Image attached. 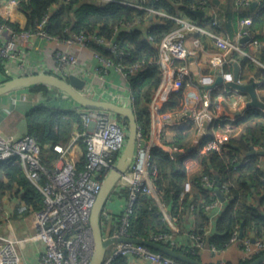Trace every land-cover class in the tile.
Masks as SVG:
<instances>
[{"label":"built area","instance_id":"obj_1","mask_svg":"<svg viewBox=\"0 0 264 264\" xmlns=\"http://www.w3.org/2000/svg\"><path fill=\"white\" fill-rule=\"evenodd\" d=\"M93 1L97 3L118 2L124 5L143 8L133 0ZM209 1L201 2L198 7H192L190 9L203 10L205 14L209 15V18L213 19L214 11L210 9ZM252 1L257 2L261 6L264 5V0H238V4L246 6ZM12 3L13 0H0V10H6V7L12 5ZM52 9H56V7L53 6ZM150 11L154 12L152 10ZM170 18L178 23L177 28L186 27L199 30L198 26L186 20L185 17ZM48 20L49 15L45 14L36 22L34 27H29L20 32L14 31L11 27L2 24L0 21V61L2 64L0 79L6 81L26 75L51 74L60 79L67 80L73 74L86 80V85L82 89V93L86 96L109 100L119 105L131 106L133 108V98L129 89H126V95L102 92L101 90L97 91L91 83V79L94 77L103 78L111 70L120 73L125 79L129 72L145 64V59L139 60L130 66L125 65L123 58L128 56L129 53L117 51L115 40H104L98 37L96 33H70L67 39L51 37L47 34ZM250 23L251 19L243 18L241 20V24L244 26ZM211 24H215L214 19ZM136 25H140V22H137ZM136 25L133 23H122L115 30L118 32L121 28L132 29ZM167 34L157 44V49L158 46H162L164 43L174 39V31L169 35ZM17 35L48 40L56 39L66 49H58L53 53L54 67L52 69L30 66L25 61L20 60L21 53L15 45ZM210 35L214 39L216 46L225 53L235 51L244 54L238 42H231L217 34ZM248 35V30H242L241 37ZM147 38L152 41L150 36ZM90 43L109 49L117 55L118 63L92 52L95 65L82 70V73L79 72L77 74L74 72V68L79 64V61L77 56L71 51L72 47L78 45L88 48ZM253 44L259 47L262 45L257 40H254ZM176 54L172 50L171 54L168 55L167 62H173L174 59H172V56L175 58L177 57ZM150 62L158 65L162 73L166 69L165 62L159 56L158 50L157 57ZM243 76L244 73H242ZM178 77L184 78L186 74L179 71ZM61 98L67 102L68 108L78 110L83 122L84 131H74L66 143L55 144L52 149L56 154V159L51 164L46 165L44 163L41 156V148L32 135L26 132L18 137H8L0 134V162L19 164L27 179L40 192L43 199V206L38 210H34L30 215L34 226V233L32 235L14 239L5 237L0 233V264H22L17 251L18 245L30 241H41L44 244V248L34 264H89L94 253L95 245L90 224L91 212L101 191L104 179L116 165L125 146L128 124L126 121L118 119V115L116 114L101 110L82 109L67 98ZM158 109L159 107L156 106L154 111L158 113L160 122L166 125L173 122L175 114L179 112L184 113L183 122L178 125L190 121V134L193 135L194 139H200L204 135L207 124H210L212 120H225L222 118V108L218 103H212L206 106L200 104V102H188L185 100L180 111L177 113L160 114ZM262 111L264 112V109ZM187 112L189 113L187 114ZM229 138V136L216 134V141L214 142L215 149L218 152L223 151V147ZM172 141L168 142L165 139H161L160 145H151L149 138L143 135L140 128H138L133 159L128 169L121 175L113 187L102 211L101 228L103 238L113 236L129 237L127 233L129 215L132 213L138 196L145 194L155 199L161 219L172 230L171 234L162 233L152 235L150 241L164 246H167L169 243L170 246L167 247L173 249L175 246L183 245L175 237V235L180 233L178 214L172 213L170 204L162 200V192L155 184V181L159 177V170L151 162L150 158L153 147L162 148L172 158L175 157L174 154L185 150ZM82 157L85 160L80 168ZM200 181L204 189L216 196L211 203L202 206L203 210L209 215L210 224L203 229V234L208 235L210 234L213 219L223 209L225 201L221 202L215 192L218 183L216 177L204 174ZM124 190L127 191V197L124 196ZM221 193L224 196L226 195L223 190ZM119 200L124 201V207L121 211L123 212L122 216L116 224L115 222H111L112 214L110 213L109 207L112 203ZM198 203H202L201 200H198ZM19 204H21L20 197L11 196L8 193L5 196H1L0 194V229L2 228V223L10 217L14 206ZM191 209H194V206L191 205ZM190 238L196 239L198 255L201 258L200 261H202V255L205 250L211 252L213 255H218L222 254L231 246H236L240 253V260L237 263L231 264H238L241 260L250 259L264 252V236L240 238L237 229L232 232L230 245L221 251L216 250L213 246L206 245L203 241V235H194L190 236ZM117 257H124L126 259L134 257L152 264H186L155 251L148 246L132 243H116L109 247L102 264H112ZM228 263L230 262L219 260L216 264ZM261 264H264V262Z\"/></svg>","mask_w":264,"mask_h":264},{"label":"trees","instance_id":"obj_2","mask_svg":"<svg viewBox=\"0 0 264 264\" xmlns=\"http://www.w3.org/2000/svg\"><path fill=\"white\" fill-rule=\"evenodd\" d=\"M133 1L143 8L118 2L97 3L93 0H13L12 5L7 6L6 10H0V21L14 31L20 32L34 27L37 21L48 14L47 34L51 37L67 39L70 33H96L104 40H115L117 51L129 53L123 58L125 65L130 66L145 59L146 63L129 72L123 82L133 98V112L138 128L148 138L151 121L150 103L162 78L160 67L150 62L157 57L156 46L165 34L178 27V23L170 17L179 18L182 12V17L195 19V15L189 9L198 7L201 2L208 0ZM53 6L56 9H52ZM259 8L250 29L255 26L253 24L262 21L264 5H260ZM209 20L213 22L212 18ZM137 22H140V25H136ZM122 23H133L136 26L132 29L121 28L116 32V27H120ZM148 36L152 41L147 38ZM88 48L103 58L111 59L115 63L119 61L117 55L104 46L90 43ZM259 48L264 50L263 44ZM182 64L183 62L177 59L172 62L174 69H178ZM242 64L243 67L252 66L251 60L245 57ZM258 75L264 80L263 69L258 70ZM2 81L4 80L0 79V83ZM189 83L190 78H179L176 70L172 77L173 90L159 105L160 114L180 111L185 101L184 89ZM20 90L39 93L45 100L32 107L25 114L24 120L26 133L36 139L42 151V159L46 165H49L56 159L52 149L55 144L66 143L74 131H84L82 119L77 109L54 105L55 102L57 103L55 97L58 91L53 88L36 85ZM218 121L210 122L192 152L172 158L162 148L153 147L150 158L159 170L155 184L162 192V200L170 204L172 213L178 214L180 233L175 235L176 239L182 237L180 235L184 231L182 224L189 214L194 218V228L189 231V235H203L206 245L221 251L230 245L232 232L236 229L239 231L242 223V237L264 236V168L262 167L264 155L260 153L264 150V112L258 108H250L243 116L237 118L232 123V127L243 125V130L239 135L231 136L221 152L215 149L214 142L219 127L228 124L222 122L219 125ZM175 128L172 142L183 149H188L190 144L187 138L190 135L191 122L187 121ZM251 147L257 153L248 155L252 150ZM188 159L197 161L201 170L189 179L191 187L186 191L185 184L189 178ZM84 160L82 157L80 168ZM204 174L216 177L220 192L223 190L226 193L225 196L223 195L226 198L223 209L213 219L208 235L203 234V229L210 224L209 215L202 206L211 203L216 196L202 187L200 179ZM6 193L21 199V204L12 209L10 218L28 217L34 210L43 206L42 195L27 179L19 164L0 162V194L5 196ZM123 193L124 196H128L126 190ZM253 197H258L260 200V208L252 205ZM189 200L194 209H191V205L188 206ZM198 200L202 203H198ZM122 213L113 215L111 222L117 224ZM127 233L130 238L150 240L152 235L171 234L172 230L161 219L155 199L140 194L129 215ZM167 246L170 244L168 243ZM174 249L192 259L201 260L196 239L189 237L186 243L175 246ZM258 256L241 260L238 264H247ZM112 264H128V261L124 257H117Z\"/></svg>","mask_w":264,"mask_h":264},{"label":"crops","instance_id":"obj_3","mask_svg":"<svg viewBox=\"0 0 264 264\" xmlns=\"http://www.w3.org/2000/svg\"><path fill=\"white\" fill-rule=\"evenodd\" d=\"M210 9H213V19L215 24H211L209 15L203 17L195 15V19L186 16L185 19L199 27V30L189 29L186 27L175 28L174 39L164 45L158 46L159 56L163 58L166 69L163 70L161 83L152 97L150 103V132L149 141L151 145H160L161 139L171 142L175 137V130L183 122L184 113L175 114L173 122L166 125L158 119V113L154 111L156 106L162 104L167 98L168 93L173 90L172 77L176 70L182 71L190 78V83L184 89V98L188 102H200V104L209 106L212 103H218L221 106V115L225 120H219L218 124L224 122L228 125L219 127L217 131L221 136H236L243 130V125L232 127V123L246 112L247 103L251 100L248 93L238 91L233 85V73L235 69L239 70L240 84L246 85L255 82V91L259 99L264 103V80L258 75V70H264V50L253 44L254 40L261 42L264 46V15L262 21L255 23L251 29L252 20L256 19L260 4L252 1L249 5L241 6L238 0H210ZM183 16V13H180ZM243 18L251 19L249 25H242ZM251 31H250V30ZM242 30H248L247 40H242ZM168 32L167 35L170 34ZM210 34H217L231 42H238L244 54L239 52L225 53L219 49ZM3 37H5L3 35ZM165 37V36H164ZM16 48L20 51V60H23L30 66H37L44 69H52L54 61L53 53L58 49L66 47L56 39H42L38 37H22L17 35L15 38ZM261 47V46H260ZM175 51L177 59L183 64L174 69L172 62L168 61V55ZM78 58L79 64L74 68L77 74L87 67L95 65L90 48L75 45L71 50ZM244 57L252 62V66L243 67ZM242 73L244 76L242 77ZM124 78L115 70H111L103 78L94 77L91 83L97 91L111 92L118 95H126L127 88L124 85ZM25 90H16L10 94L0 97V134L4 136L18 137L26 132L24 120L25 114L32 107L45 101L39 93ZM54 105L66 108L67 102L59 94L56 95ZM54 99V100H55ZM191 108V107H190ZM263 110V109H262ZM189 112H187L188 114ZM209 123L206 127H208ZM179 126V125H178ZM229 126V127H226ZM207 130V128H206ZM199 139H194L190 134L187 138L189 147H194ZM188 181L185 190H190V178L200 171V165L197 161L187 160ZM262 167L264 168V156L262 158ZM258 197H253L251 203L253 206L260 208ZM124 207V201L119 200L110 205L109 210L112 215L121 213ZM0 233L9 238L20 239L34 233V226L31 216L8 218L2 223ZM182 237L177 240L186 243L189 239V231L194 228V218L187 214L182 224ZM44 244L41 241H30L18 245L17 251L22 264H34L39 257ZM219 260H225L230 263H237L240 260V253L236 246H231L222 254L213 255L205 250L202 255V261L206 264H216ZM128 264H152L147 261L138 260L134 257L127 259Z\"/></svg>","mask_w":264,"mask_h":264},{"label":"water","instance_id":"obj_4","mask_svg":"<svg viewBox=\"0 0 264 264\" xmlns=\"http://www.w3.org/2000/svg\"><path fill=\"white\" fill-rule=\"evenodd\" d=\"M191 13L196 16L203 17L205 12L203 10H192L189 9ZM248 37H244L242 40H247ZM233 85L235 89L241 91L242 93H248L250 96V101L247 103V108H258L264 109V103L259 99L255 91L256 83L253 81L249 84L243 85L238 81L240 80L239 70L235 69L233 73ZM242 76V75H241ZM36 85H43L49 88H53L59 92L61 97L67 98L72 101L73 104L84 109L91 110H101L110 112L116 115H120L127 120L128 133L125 142V146L120 154V157L113 167V169L108 173L106 178L102 183L101 191L96 199L94 207L90 216V224L93 232L94 239V253L89 264H102L109 247L116 243H132V244H142L148 246L149 248L161 252L166 256L184 262L186 264H206L202 261L192 259L182 253L177 252L171 247L164 246L162 244L143 240L138 238L130 237H118L113 236L109 238H103L102 228H101V215L105 206V202L110 195L113 187L121 177V175L128 169L135 151L137 134H138V124L136 117L131 106L119 105L115 102L96 99L93 97L86 96L82 93V89L86 85V80L78 77L76 75H70L67 80L60 79L51 74H36V75H26L21 77H15L0 83V97L10 94L16 90L30 88ZM252 148V147H251ZM193 147H189L179 153L174 154L175 157H179L188 154L193 151ZM257 153L256 150L252 148L248 155ZM264 155V151L260 152ZM215 192L221 202L225 201V197L219 190V184L215 188ZM191 205V200L188 202V206ZM243 236V223L240 226L239 237ZM264 262V252L258 257L254 258L247 264H261Z\"/></svg>","mask_w":264,"mask_h":264},{"label":"rangeland","instance_id":"obj_5","mask_svg":"<svg viewBox=\"0 0 264 264\" xmlns=\"http://www.w3.org/2000/svg\"><path fill=\"white\" fill-rule=\"evenodd\" d=\"M33 96H35V93H34V95ZM41 102H42V100H41ZM40 104V103H39ZM39 104H37V105H39ZM118 119H120L121 121H126L127 122V120L124 118V117H122V116H120V115H118ZM187 183V182H186ZM185 187H186V184H185ZM113 216V215H112Z\"/></svg>","mask_w":264,"mask_h":264}]
</instances>
